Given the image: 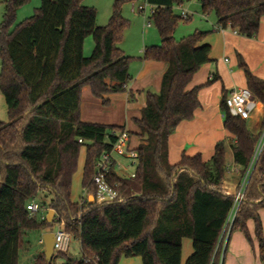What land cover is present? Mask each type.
Segmentation results:
<instances>
[{
  "label": "trees",
  "instance_id": "obj_1",
  "mask_svg": "<svg viewBox=\"0 0 264 264\" xmlns=\"http://www.w3.org/2000/svg\"><path fill=\"white\" fill-rule=\"evenodd\" d=\"M29 1H5L0 26V93L8 113L7 123L0 120V264H20V254L29 244L27 236L36 231L54 232L56 225L79 240L81 255L55 254L49 263L43 252L35 264H57L59 257L64 259L61 264H119L122 258H140L142 264H182L185 239H190L193 247L185 264H224L222 236L241 187L239 184L236 194L225 188L227 142H218L207 162L201 154L183 153L177 164H171L169 157L170 137L182 122L194 119L201 107V89L216 81L213 78L188 89L200 69L212 62L211 47L202 44L207 33L196 32L180 42L174 38L182 17L174 14L173 7L193 0H147L155 7L150 19L161 45L146 48L139 59L164 63L167 69L160 91L145 92V107L134 120L142 141L135 150L138 166L134 177H121L113 168L109 180L117 186L119 198L101 204L89 199L96 198V163L102 154L113 150L126 127L83 122L82 90L89 87L104 105L109 103L106 96L128 92L134 58L118 43L128 26L121 9L129 0H116L104 27L97 24V10L84 6L83 0H41L32 17L17 23L18 10ZM198 1L204 15H215L218 30L230 28L247 38L257 36L264 0ZM90 36L94 50L85 57L84 46ZM239 67L247 89L264 104V82L241 57ZM227 96L224 90L223 126L234 136L232 156L242 181L262 132L252 133L246 119L228 111ZM83 148L84 196L73 202V177ZM41 195L49 199L41 203L47 212H55L53 223L27 210ZM261 209L264 147L229 234L240 231L251 242L247 223L253 220L264 260Z\"/></svg>",
  "mask_w": 264,
  "mask_h": 264
},
{
  "label": "crops",
  "instance_id": "obj_2",
  "mask_svg": "<svg viewBox=\"0 0 264 264\" xmlns=\"http://www.w3.org/2000/svg\"><path fill=\"white\" fill-rule=\"evenodd\" d=\"M183 5L184 3L181 6ZM20 11L21 10H19V12ZM148 27L150 26H146L145 24V30ZM202 44H207L211 47L212 52L210 57L212 62L204 65L200 69V71L194 76L188 89L203 86L213 78H216V81L201 89L199 93L201 107L195 112L194 119L182 122L174 134L170 137L169 157L171 164H177L183 153L187 156L201 154L203 160L207 162L214 155L216 144L222 140L227 142V146L231 150V146L235 143V140L234 136L224 129L223 124L225 115L221 109V101L224 96V90L229 93L233 89H247L244 72L239 67L240 57L244 60L252 74L264 82V17L261 20L260 30L254 38L241 36L232 31L230 28L226 30H218L215 23V25H213V34L205 38ZM91 45L92 42L86 39L84 51L85 48L89 50ZM166 69L167 65L164 63L145 61L141 63V68L136 72L135 76L132 75L130 71L133 81L128 86V92L121 95L113 94L106 96L109 100L108 108L110 109V113L113 110L120 109V111L117 110V115L115 116L116 119L111 116L109 118L113 119H108L111 123L101 122L97 124L125 126L126 133L135 134V138L139 140L134 147L135 151L142 141L141 138L136 135V133L139 132L138 128L136 127V130L132 131L129 127L131 118L135 119L141 117L140 110L146 104V91L154 93H158L160 91L161 81ZM85 89L86 87L83 88L82 93ZM130 94H133V98L131 99L132 101L130 100ZM257 108L260 116L253 123V129H249L254 134H257L260 131L259 123L264 117V104L258 102ZM119 112L120 115L124 112L125 118H121ZM132 113H135L136 115H133V117L131 116ZM249 119H247V121ZM0 120L4 123L8 122L5 121L3 117H0ZM86 123L92 122L86 121ZM202 135L206 138V151L203 149L205 147L200 144L203 141V139H201ZM135 138L132 134L129 136V149L130 146L133 145ZM120 155L123 156V154ZM231 162H233V156L231 158ZM234 174H236V176H240V170L236 169ZM237 180L238 188L242 181L240 177H237ZM259 216L262 222L264 235V209L259 211ZM247 226L251 242L248 241V239L240 231H235L232 235H230L226 245L224 264H264V260L260 257V246L255 233L254 221H248ZM44 234L45 232H42L39 241L41 247H44ZM192 253V241L190 239H185L183 241L182 264H185L186 260Z\"/></svg>",
  "mask_w": 264,
  "mask_h": 264
},
{
  "label": "rangeland",
  "instance_id": "obj_3",
  "mask_svg": "<svg viewBox=\"0 0 264 264\" xmlns=\"http://www.w3.org/2000/svg\"><path fill=\"white\" fill-rule=\"evenodd\" d=\"M5 1L7 0H2V3H0V26L3 23V16L5 13V5H4ZM115 2L116 0H83L82 4L84 6L94 7L97 10L98 13L97 24L100 27H104L107 26L110 21ZM40 6H41V0H30L28 4H26L25 6L19 9L21 10L20 12L18 10L19 13H17V23H20L32 17L35 13V10L38 9ZM141 7H146L145 12L139 11V8ZM173 12L174 14L181 17L183 13L187 14L189 17V19H187L188 21L182 18V20L180 21V23L176 28V31L174 33V38L177 42L189 38L191 35L195 34L196 32H206L207 33L206 38L213 34V25H215L216 23V17L213 13L204 15L202 13L201 5L198 0L185 2L183 6L175 5L173 7ZM121 14L127 20L128 26L124 30L122 40L118 43V46L127 56L134 58V60L130 65V71L131 74L135 76L136 72L139 71L141 68V63L145 62L139 59L143 57L144 50L151 46L161 45V37L159 35L156 26L150 19V15H151L150 6L147 4L146 0H129L125 2L124 5L122 6ZM148 21L150 22V27H148L145 30L144 26ZM87 39L90 40V42H92V45L89 48V50L85 48L84 56L90 57L94 50V44H93L94 41L91 36L88 37ZM0 72H1V61H0ZM121 94H117V95H121ZM0 96H1L0 117H3L5 121H8L7 120L8 113H7L5 98L1 93ZM108 107H109L108 105H104L102 103V100L93 97L89 88L86 87L85 91L82 93L81 120L92 123H101V122L111 123L109 122L110 120L108 119H113V118L116 119L115 116L117 115V110L120 111V109L113 110L110 113V109ZM142 109L140 110V115ZM258 111L259 110L257 108L253 112L251 118L247 121V125L249 129H253V125H254L253 123L260 116V113H258ZM133 115L136 114L132 113L131 116ZM111 116H113V118H109ZM120 116L121 118H125L124 112H122ZM135 119L131 118L130 121L129 127L131 128L132 131L136 130V125L134 123ZM262 121L263 119L260 121L259 126L263 136L264 129L262 130L261 128ZM131 134L134 138L136 137L134 136L135 134L134 135L133 133ZM131 134H128V136H130ZM201 139H203V141L200 144H202L203 147H205L207 145L205 136L202 135ZM138 141L139 140L135 138L133 145H131L130 149L129 148L128 149L134 150V147L136 146ZM203 149H205L204 151H206L207 148L205 147ZM114 157L117 163L120 164L119 167L118 166L116 167L117 173L124 178L132 177V174H134L137 169L138 162L134 163V160H131L129 156L125 154L121 156L119 153H115ZM231 158H232L231 150L228 147L226 153V165L228 170L226 172L225 187L226 190H228V193L236 194L237 181H238L237 177L239 178L240 176L239 175L236 176L234 172L236 171V169L240 170V167H236L234 161L231 162ZM84 159H85V148H83L81 151L78 170L73 177L72 193H71V198L73 202H80L84 196L81 185ZM43 201L47 203L49 199H45V197L42 195L38 199H36V202L38 203H43ZM58 228L59 226L56 225L54 231H56ZM41 235H42L41 231H36V232H31L27 236V241L29 244L27 245L26 249L22 251L20 254V264H35V258L44 252V247H41L39 244ZM69 254L74 257H79L81 255V244L79 240L76 239L73 240ZM55 262L57 264H61L64 262V259L62 257H59L55 259ZM119 264H142V260L140 258H130V259L122 258Z\"/></svg>",
  "mask_w": 264,
  "mask_h": 264
},
{
  "label": "built area",
  "instance_id": "obj_4",
  "mask_svg": "<svg viewBox=\"0 0 264 264\" xmlns=\"http://www.w3.org/2000/svg\"><path fill=\"white\" fill-rule=\"evenodd\" d=\"M149 6L151 11V15H150L151 17L155 13V7L151 5ZM145 10L146 7L139 8V11L141 12H145ZM182 18L186 20L189 19L188 15L184 13L182 14ZM146 26H150L149 21L146 22ZM257 106H258V101L254 98L253 94L246 88L233 89L228 93V96L226 98V107L228 111L233 116L241 117L246 120L252 116L253 112L257 109ZM128 141H129V136L126 132H124L123 134L120 135L117 143L113 147V150L111 152H106L102 154V156L99 158V160L96 163V174L93 178V183L96 185L95 200L99 204L111 203L118 200L119 198V192L117 190V186L113 185L109 180V175L111 170L113 168H115L116 170V167L120 166V164L117 163L114 154L115 153L125 154L129 156L131 160H134V163L137 162V154L134 150L128 149ZM80 142L82 141L80 140ZM263 147H264V133L259 143V147L257 149L256 155L247 171L246 176L242 180L240 190L236 195L235 207L228 221L230 227L228 226L226 233L222 236L223 254L229 238L231 225L235 219L239 205L243 201L244 193L248 184L251 171ZM126 148L128 149V151ZM132 177H134V174H132ZM27 210L32 214L40 215L43 219H45L47 216V209L41 203H38L36 201H32L27 206ZM54 233H55V242H54L55 254L69 253L72 242L74 240L72 235L67 231H65L63 227H59L56 231H54Z\"/></svg>",
  "mask_w": 264,
  "mask_h": 264
},
{
  "label": "water",
  "instance_id": "obj_5",
  "mask_svg": "<svg viewBox=\"0 0 264 264\" xmlns=\"http://www.w3.org/2000/svg\"><path fill=\"white\" fill-rule=\"evenodd\" d=\"M91 203L95 202V199L93 196L90 198ZM55 217V212L53 210H50L47 214V221L49 223H53ZM54 242H55V233L54 232H47L43 235V243H44V255L47 260V262H52V259L55 256L54 252Z\"/></svg>",
  "mask_w": 264,
  "mask_h": 264
}]
</instances>
